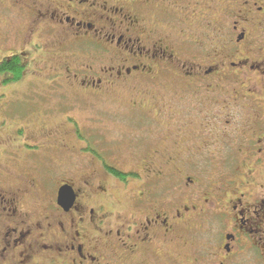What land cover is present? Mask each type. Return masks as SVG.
Listing matches in <instances>:
<instances>
[{
	"label": "flooded vegetation",
	"instance_id": "af4514ba",
	"mask_svg": "<svg viewBox=\"0 0 264 264\" xmlns=\"http://www.w3.org/2000/svg\"><path fill=\"white\" fill-rule=\"evenodd\" d=\"M0 19V264H264V0H0ZM34 83L64 105L3 122ZM82 99L122 112L120 138L84 142ZM41 151L59 177L34 176ZM65 157L86 160L68 182Z\"/></svg>",
	"mask_w": 264,
	"mask_h": 264
},
{
	"label": "rangeland",
	"instance_id": "374dc122",
	"mask_svg": "<svg viewBox=\"0 0 264 264\" xmlns=\"http://www.w3.org/2000/svg\"><path fill=\"white\" fill-rule=\"evenodd\" d=\"M4 23L5 20L2 21V19H0V24L3 25ZM22 24H24V22L19 21V25L21 26ZM15 45L16 44H14L13 46L15 47ZM16 47H18V45ZM0 85L3 86V84L1 83ZM10 87H8V93L9 94L12 93L11 94L12 102L7 110V113H4L3 122L10 123L13 121V118H17L20 121L24 120L25 117H27L30 114L29 112H26L27 109L26 107L29 106L31 101H34L39 107L43 106V107H58V108L60 106H63L64 102L66 101L65 98L61 97L60 95L66 96L67 92L62 93L61 90H58V92L56 93H50L49 92L50 90L48 91L46 88L43 89L41 85L36 83H34L32 87L29 84H23L22 86L18 87L16 91L13 90V88L16 87V84H11ZM41 97H44L43 101H41ZM68 103L69 106L75 107L73 108V110L69 109L68 115L72 116L80 124L79 126L81 127V134L83 136L84 142L87 143V145L89 146H91L92 143V140H90L91 135L98 133L103 144L106 143L107 141H111V143H114L117 140V138H120L121 136L120 133L123 132L122 129L126 127V125L124 126L121 124L122 121L120 114L122 112L113 109V113L114 110L120 112L118 113V115L114 113V118L116 117L115 120L117 121H114L112 115L110 117L109 113L106 112V109L109 110L111 109L112 105L110 104H98L96 101H91L87 99L86 100L82 99L81 103H74L72 101H68ZM56 121L57 119L54 120V122ZM97 121L98 123L96 124V126H94L93 124L96 123ZM116 123H120L121 125ZM0 126L2 125L0 124ZM109 128L112 129L109 130ZM67 130L68 132H72L71 128H68ZM66 143L69 146H74V147H80L81 145H83V143H79L75 137H71ZM113 147L116 148L117 144H114ZM105 148L106 146H103V149ZM107 154L110 156L109 162L113 166L120 167V169H122V166H125V163L120 162L121 158L114 157L113 154H110V152H108ZM35 156L38 157L34 158L33 160H28V162L32 163L35 166L34 167L35 168L34 176L36 175L35 177H39V178L42 177L44 175V172L50 176H56V178L59 177V175L57 176L55 174L49 173L51 170L56 171V169H54V164L46 162V158H45L46 153L44 151L37 152ZM7 161L9 164L8 168L9 169L11 168L10 170L13 171L12 160L7 159ZM85 161L86 160L84 158H77V157L75 158L65 157V159L62 158L60 160H56L55 162L59 164L60 167L65 165V168H63L65 170L64 173L65 177L64 178L60 177L58 179H65L67 180V182L68 179H73L71 171L75 174L78 173L82 174L80 168L86 165ZM113 161L115 162L113 163ZM68 165L70 168H68ZM15 171L19 172L16 169ZM45 176L49 177L47 175H44L43 177ZM112 182H114V186H116L117 188L122 187L120 183L116 181H112ZM42 191L40 190V193H43ZM208 237L209 235H206L204 233H202L198 237H194V240L196 242L194 243L193 246H192L193 243L188 244L186 250L189 251L190 247L192 246L194 253L198 255V253H200V251L204 248L203 245L206 243Z\"/></svg>",
	"mask_w": 264,
	"mask_h": 264
},
{
	"label": "water",
	"instance_id": "95a60500",
	"mask_svg": "<svg viewBox=\"0 0 264 264\" xmlns=\"http://www.w3.org/2000/svg\"><path fill=\"white\" fill-rule=\"evenodd\" d=\"M59 203L64 206L69 204L73 198V191L70 187L64 186L59 190Z\"/></svg>",
	"mask_w": 264,
	"mask_h": 264
},
{
	"label": "trees",
	"instance_id": "16d2710c",
	"mask_svg": "<svg viewBox=\"0 0 264 264\" xmlns=\"http://www.w3.org/2000/svg\"><path fill=\"white\" fill-rule=\"evenodd\" d=\"M4 67L6 69L12 70L13 72H16V77L12 80L13 82H18L21 79L22 74H21L20 69L17 68L16 64H13L12 66L5 65ZM112 173H113V175H115L116 178H119V179H124L125 178V176L122 175L120 172L113 171Z\"/></svg>",
	"mask_w": 264,
	"mask_h": 264
}]
</instances>
